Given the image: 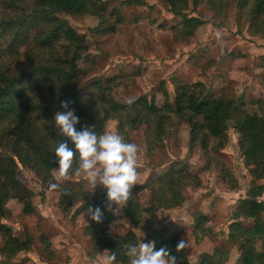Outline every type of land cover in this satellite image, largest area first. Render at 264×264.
I'll return each instance as SVG.
<instances>
[{"label": "trees", "instance_id": "1", "mask_svg": "<svg viewBox=\"0 0 264 264\" xmlns=\"http://www.w3.org/2000/svg\"><path fill=\"white\" fill-rule=\"evenodd\" d=\"M169 12L180 17V31L187 38L193 36L202 23L190 17L185 10L205 4L211 12L220 15L230 4L237 13V22H247L251 36L264 37V0H160ZM125 5H144V0H123ZM106 4L102 0H0V147L9 154H0V238L1 255L10 260L29 248V236L20 240L13 235L5 221L10 216L7 202L16 200L24 214L35 213L32 191L18 178L19 167L27 168L43 181L51 178L55 166L54 149L64 137L49 122L61 108L62 102L74 109L79 117L76 128L91 127L98 134L104 132L108 121L116 122V131L125 141L129 132L144 126L145 149L152 155L162 146L174 119L189 127L190 146L197 145L204 154V169L220 164L219 179L230 189L237 187L235 177L220 157L227 143V128L231 124L237 134L238 150L247 168L250 187L239 200L227 226V242L215 246L211 252H202L198 264H225L230 245L236 246L238 264H264V114L249 112L243 101L206 92V85L173 77L174 95L169 98L167 89L159 87L164 97L157 106L153 97L137 96L131 103L118 102L110 92L116 77L93 80L87 86L93 97L85 101L80 87L85 71L78 61L86 50L84 34H79L61 17L90 15L99 20L94 32L100 35L113 33L119 23L105 16ZM263 56V55H262ZM76 157L67 180L58 188L57 207L67 216L72 207L80 203L73 213L86 211L89 206H100L102 219H91L83 233L89 239V257L94 258L107 250L116 252L114 264H128L125 245L139 241L133 229L144 227L160 209H173L183 202L182 189L186 184L198 187V175L186 167H167L144 183L134 184L130 196L121 205L122 216L130 229L120 234L110 231L111 211H105L102 188H86L74 180ZM147 190L149 201L143 205L139 191ZM209 217L201 212L194 214L192 236L195 242L209 233L205 223ZM152 240L155 248L166 246L175 257V264H190L186 248H176L181 242L177 235H163L150 230L143 239ZM259 244V247H258Z\"/></svg>", "mask_w": 264, "mask_h": 264}, {"label": "rangeland", "instance_id": "2", "mask_svg": "<svg viewBox=\"0 0 264 264\" xmlns=\"http://www.w3.org/2000/svg\"><path fill=\"white\" fill-rule=\"evenodd\" d=\"M102 1L106 4L108 22L113 23L115 16H119L113 33L100 35L94 32L99 23L94 16L61 15L73 29L85 35L86 50L78 66L85 71L80 95L86 102L93 97V92L86 89L91 81L116 77L110 92L118 102L144 95L148 99L153 97L155 104L160 106L164 97L159 87L166 88L172 98L174 84L171 80L177 77L190 82L201 81L206 85V92H219L241 100L249 112L264 114V51L257 50L260 46L264 48V37L251 36L245 20L237 22L233 4L218 16L205 4L190 5L185 13L199 18L202 23L193 36L187 38L177 25L180 17L171 14L160 0H144L145 4L141 6L125 5L123 0ZM173 121L169 133L163 137L161 148L152 155L145 149L144 126L129 132V140L138 146L136 184L144 183L169 166L188 168L198 175L201 184L198 187L186 184L180 206L156 211L143 228L133 231L139 240H143L150 230L177 235L184 242L189 263L198 264L200 253H209L215 246L227 242V226L239 200L247 195L251 178L231 124L227 128V143L221 149L220 159L235 177V189L220 181V164L203 168V151L197 145L190 146L188 125ZM106 131L117 132L116 122L108 121ZM0 154L9 153L0 147ZM18 178L33 193L35 213H22L21 205L11 199L7 202L10 216L5 223L20 240L29 236L31 244L10 260L0 253V264H104L107 252L89 257V239L83 230L90 217L85 211L73 215L80 203L72 207L67 216H63L57 207L58 188L67 178L55 180L58 187L50 189L53 171L51 178L43 181L33 171L21 166ZM74 180L91 188L82 173H77ZM260 183L264 184V179ZM95 188L101 186L97 184ZM139 196L141 203L147 205L148 191L141 189ZM258 200H264V192ZM117 208L116 213L111 212L113 220L109 228L122 234L130 226L122 216L121 205ZM197 212L209 217L205 223L209 233L199 242L194 241L191 230ZM2 245L0 238V248ZM229 248L225 264H238L236 246L230 245Z\"/></svg>", "mask_w": 264, "mask_h": 264}, {"label": "clouds", "instance_id": "3", "mask_svg": "<svg viewBox=\"0 0 264 264\" xmlns=\"http://www.w3.org/2000/svg\"><path fill=\"white\" fill-rule=\"evenodd\" d=\"M131 103V100L128 101ZM61 108L53 114L49 121L53 128L65 139L61 140L54 149L55 166L52 171L54 180L49 184L50 189L58 187L55 180L69 174L76 157V173H82L94 190L98 184L104 192L105 211L116 213L117 206L125 204L130 196V189L137 180L138 146L125 139L115 131L97 133L91 127L76 125L79 117L74 109L62 102ZM90 219L98 222L102 219L100 206H89L85 211ZM183 241L176 248L183 246ZM107 251V250H105ZM124 255L128 264H175V257L169 254L166 246L154 247L152 240H139L125 245ZM116 252L107 251L104 264H114Z\"/></svg>", "mask_w": 264, "mask_h": 264}, {"label": "crops", "instance_id": "4", "mask_svg": "<svg viewBox=\"0 0 264 264\" xmlns=\"http://www.w3.org/2000/svg\"><path fill=\"white\" fill-rule=\"evenodd\" d=\"M260 44H262V43H260ZM257 50H259V51H262L263 50L264 51V48L262 46H260L259 48H257ZM258 54H261V53H258ZM260 56H262V55H260ZM103 252L105 253L107 251H103Z\"/></svg>", "mask_w": 264, "mask_h": 264}]
</instances>
